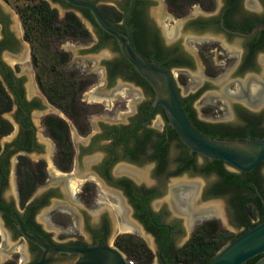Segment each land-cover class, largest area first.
I'll return each mask as SVG.
<instances>
[{"label":"flooded vegetation","instance_id":"af4514ba","mask_svg":"<svg viewBox=\"0 0 264 264\" xmlns=\"http://www.w3.org/2000/svg\"><path fill=\"white\" fill-rule=\"evenodd\" d=\"M43 1L55 9L53 24H60L71 12L86 36L64 34L48 44L42 41V49L49 52L42 55L34 42L25 38L17 5L14 13L21 22V38L10 26V11L0 5V80L11 101L10 108L1 114L9 128L0 133V207L14 212L27 231L49 243L108 244L111 240L116 246L123 237L137 239L149 250L151 260L146 264L154 260L155 264L173 263L177 250L194 230L218 215L206 208L216 197L225 199L238 221L233 234L243 232L247 219L240 218L235 208L239 189L224 177V172L236 171L221 160H209L188 150L167 123L162 107H153L150 86L141 82L142 77L121 54L117 40L97 25L91 13L92 18L88 16L83 10H88L86 7L66 0ZM91 1L109 24L130 35L139 54L155 62L170 61L167 69L177 71L180 77L191 71L196 59H201V45L213 37L243 39L240 48L232 49L236 59L232 88L223 84L218 95L226 103V114L234 111L241 126L246 125L244 118L250 117L255 122L254 130L264 131L258 125V115L264 110V80L259 77L264 76V65H260L263 57L257 56L264 47L263 29L252 35L235 33L264 23V0H193L180 12L168 0ZM57 8L63 11L61 17ZM168 9L171 15L179 14L181 20L170 29L164 24L170 16ZM83 20L92 27L94 36H90ZM178 24L190 32L184 44L175 39ZM104 33L109 34V40L101 37ZM67 38L90 41L91 50L106 43L112 45L116 55L103 61L101 84L109 87L119 76L126 87L140 91L125 117L103 115L109 109L104 104H109L113 91L84 98L82 90L87 79L67 64V53L59 48ZM21 40L29 48L19 54ZM3 53L13 60L11 65L3 61ZM23 62L31 69L27 83L26 74L20 71ZM206 68L202 62L194 91L181 94L173 73L174 83L180 102L184 100L182 107L190 111L192 120L217 130L227 125L203 120L194 109L196 96L208 86L203 82L211 79ZM118 89L116 86L114 91ZM104 96L110 97L105 100ZM171 146L175 149L172 154ZM10 174L14 194L5 197L3 191ZM29 176L34 184L23 198L26 190H20L19 180ZM199 177L204 179L200 186ZM258 194L263 196L255 187L259 198ZM0 232L8 233L13 242L8 256L0 254V264L38 260L41 247L26 239L15 219L2 212ZM1 236L0 243H4ZM17 239L26 243V249Z\"/></svg>","mask_w":264,"mask_h":264},{"label":"water","instance_id":"95a60500","mask_svg":"<svg viewBox=\"0 0 264 264\" xmlns=\"http://www.w3.org/2000/svg\"><path fill=\"white\" fill-rule=\"evenodd\" d=\"M74 6L86 7L97 25L118 42L127 62L147 82L153 93V107L160 105L167 120L181 142L190 152L209 160H221L236 172H249L264 161V136L241 139L215 138L199 132L187 117L180 102L172 70L160 66L139 54L132 45L130 35L109 24L91 0H66ZM264 29L259 23L242 35H252ZM2 181H0V193ZM264 209V197L258 194ZM0 212L12 217L20 233L41 247L37 261L28 264H126V254L112 244L49 243L27 231L18 216L0 207ZM258 256L252 264H264V219L224 243L205 264H241ZM163 264L164 261H162Z\"/></svg>","mask_w":264,"mask_h":264},{"label":"rangeland","instance_id":"374dc122","mask_svg":"<svg viewBox=\"0 0 264 264\" xmlns=\"http://www.w3.org/2000/svg\"><path fill=\"white\" fill-rule=\"evenodd\" d=\"M20 4H22V0H0V5L2 6L3 10L10 11V26H12L11 28L13 30H16V32H18L17 35L21 38V34L19 33L21 32V22L14 13V11L17 12L15 10L16 5ZM189 9L192 10V7H190ZM170 10L168 9V12L170 13L169 18L164 21V24L169 29L173 28L174 24L180 20L178 18L179 14L177 16L174 14L171 15L172 13ZM57 12L58 16L61 17L63 12L62 9L57 8ZM82 22L89 31L90 36H94L92 27L86 21L83 20ZM176 32L177 34L175 36V39H178L181 43L184 44L185 35H190V32L186 28H181L180 24H178V26L176 27ZM89 42L86 43L84 41H76L75 39L67 38L59 44V48L67 53V64L71 68L81 71L83 73V77L87 79V82L84 83L86 87L82 90L84 92V98H87L89 94H95L97 92L109 93L113 91L114 94L111 97H102L105 100L110 97L109 104H104L105 107L108 106L109 109H105L103 115H106V117H125L126 110L130 106L131 101L134 99V97L137 98V96L140 94V91L134 86H129L130 88L126 87L123 82H121L122 78H120L119 76L115 78L113 84L109 87L101 84L103 83V71L101 68V66L103 65V61L115 57L116 53L110 43H106L104 46L96 50H91ZM242 44L243 39L238 37H231L227 40H224L222 37H213L212 40L201 45V59H196L195 65L193 68H191L190 72H188L187 74H183V77H180V75H177V71L173 70V73L176 74L175 77L177 80L179 91L183 95L188 91L191 92L196 89L194 87H197L196 84L199 80V78L197 77L200 72L199 70H201L202 62L206 64L207 73L209 72V74H212L211 79H207L203 82H207L208 86L202 88V91L198 93L194 101V109L196 110L199 118L210 122L224 123L229 128H239L241 126L242 121H240L236 116L233 108L231 107V104L230 107L233 113L231 112V114H226V103L223 97H220V95H218V92H220L221 86L226 83H228L229 88H232L231 85L234 82L233 79L236 77L234 73L236 59L234 58L235 52L232 49H238L242 46ZM19 48L20 54L21 52L28 50L29 45L27 44V42L21 40V47ZM207 49L212 50L209 52V50ZM257 56L263 57V61L260 65H264V47L261 51H259ZM2 59L9 65L12 64L13 60H10L4 53L2 54ZM260 70L261 68L259 67L257 72H259ZM20 71L22 73H25L27 76L25 83L29 82L31 77L29 76L31 75V69L29 68L27 63L23 62L20 64ZM242 76L243 75H237L238 78ZM116 86L119 87V89L114 91V88ZM208 92H210V94ZM205 96L207 98L206 100H204ZM258 116V125L260 127H264V110H262L261 114H259ZM157 117L158 115H156L153 120H155ZM174 150L175 149L171 146L169 151L172 154ZM258 173L261 179L260 183L264 188V166H260L258 168ZM197 180L199 181V186L204 182V179L201 177H199ZM9 194H14V180L11 174L8 176L7 184L3 191V195L5 197H8ZM195 195H198V192H196ZM212 200H216L214 202H217L221 205L222 215L213 217V219L218 224V228L226 235L233 234L235 231H237V227L235 226V224H237L238 221L233 215V211L230 209V206L222 197H216ZM245 211L248 215L247 218L249 217L252 222H255L257 220V217L254 216V208L252 205H247ZM0 233L2 235L1 237L4 239V243H0V254L8 256V250L10 249V246L13 244V242H11L8 233H5L4 235L2 234V232ZM19 240L24 245V249H26V243L21 239H17V241ZM108 243L114 245L111 240H109ZM152 248L154 249V247ZM123 253L126 254L125 252ZM29 257L30 255L28 254V258ZM28 258H25L23 260L21 258H18V260L21 259V261H24ZM129 259H132L134 261V264H144L137 262V259L134 257H130ZM0 261H2L1 255ZM151 264H155V260L152 261Z\"/></svg>","mask_w":264,"mask_h":264},{"label":"trees","instance_id":"16d2710c","mask_svg":"<svg viewBox=\"0 0 264 264\" xmlns=\"http://www.w3.org/2000/svg\"><path fill=\"white\" fill-rule=\"evenodd\" d=\"M193 0H168L171 6L178 12L182 11L186 4ZM26 4L17 5L18 12L25 27V38L34 42L35 49L40 53L49 54L48 49H42L43 44L50 43L51 39L60 38L64 34L71 36L85 37L86 31L81 26L76 16L68 12L65 18L60 24H53L55 21V9L48 7L47 3L43 0H24ZM90 18H92L90 12L83 9ZM250 30V28H246ZM264 35V29L261 31ZM101 37L106 41L109 40V34H101ZM35 59V56L33 57ZM146 58V57H145ZM148 60H153L146 58ZM157 63L166 68L170 61H157ZM131 66V65H130ZM132 67V66H131ZM135 72V71H133ZM141 82L147 84L142 78ZM65 85V83H63ZM73 86L74 84L71 83ZM66 86V85H65ZM151 91L150 87H148ZM184 100H181L183 104ZM11 101L7 95L3 84L0 80V133L5 132L9 128V124L2 119L1 114L10 108ZM183 110L187 117L190 119L194 127L204 135L217 138L226 139H241L246 137H262L264 131L254 130V120L250 117H245L246 125L239 128H219L217 130L209 129V125L192 120L190 111L183 105ZM258 165L255 166L249 172H224V177L228 182H231L233 186L237 187L238 193L236 195L237 201L235 202L236 211L241 215L240 218L247 219V224L244 230L253 226L258 221L264 219V210L259 198L255 195V187H258L264 196V188L260 183V175L257 173ZM32 177L20 178L19 188L22 191L26 190L25 198L33 187ZM22 193V192H21ZM247 205H252L254 208V216L257 217L255 222H252L247 214L245 208ZM238 234L226 235L220 231L218 224L215 220H207L202 222L193 232L192 236L186 244L179 248L176 252L177 259L171 264H205L215 253L227 241L232 240ZM116 246L126 253V258L134 257L139 263H148L151 260L149 250L139 240H135L131 237H123ZM258 256H254L242 262L241 264H252Z\"/></svg>","mask_w":264,"mask_h":264},{"label":"bare ground","instance_id":"6f19581e","mask_svg":"<svg viewBox=\"0 0 264 264\" xmlns=\"http://www.w3.org/2000/svg\"><path fill=\"white\" fill-rule=\"evenodd\" d=\"M262 80H264V76L263 75H261V76H259ZM220 92H222V89H220ZM223 96H225L224 94H223ZM227 98V97H226ZM143 174V173H142ZM193 206H198L196 203H194L193 202V204H192ZM207 209H211V210H213L216 214H218L219 216H221L222 214H221V205L219 204V203H217V202H213V203H210V204H208L207 205V207H206ZM208 212H210V211H208Z\"/></svg>","mask_w":264,"mask_h":264},{"label":"built area","instance_id":"2783aa9c","mask_svg":"<svg viewBox=\"0 0 264 264\" xmlns=\"http://www.w3.org/2000/svg\"><path fill=\"white\" fill-rule=\"evenodd\" d=\"M126 264H134V261L132 259L126 258Z\"/></svg>","mask_w":264,"mask_h":264}]
</instances>
